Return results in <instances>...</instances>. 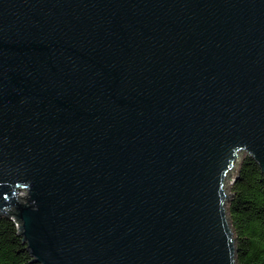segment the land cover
<instances>
[{"label":"water","instance_id":"95a60500","mask_svg":"<svg viewBox=\"0 0 264 264\" xmlns=\"http://www.w3.org/2000/svg\"><path fill=\"white\" fill-rule=\"evenodd\" d=\"M245 155L264 174V0H0V213L31 262L239 264Z\"/></svg>","mask_w":264,"mask_h":264},{"label":"trees","instance_id":"16d2710c","mask_svg":"<svg viewBox=\"0 0 264 264\" xmlns=\"http://www.w3.org/2000/svg\"><path fill=\"white\" fill-rule=\"evenodd\" d=\"M231 184L229 220L236 235L239 264H264V174L257 161L245 155ZM230 193V194H231ZM10 211L0 213V264H42L35 259Z\"/></svg>","mask_w":264,"mask_h":264},{"label":"rangeland","instance_id":"374dc122","mask_svg":"<svg viewBox=\"0 0 264 264\" xmlns=\"http://www.w3.org/2000/svg\"><path fill=\"white\" fill-rule=\"evenodd\" d=\"M242 157L238 160L235 169L231 172V174L228 176L227 181L225 183V189L227 190V195H230L231 193V184L233 183V180L235 179V177L238 175V166L241 163ZM22 196H24V193L21 194Z\"/></svg>","mask_w":264,"mask_h":264}]
</instances>
